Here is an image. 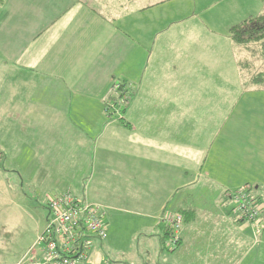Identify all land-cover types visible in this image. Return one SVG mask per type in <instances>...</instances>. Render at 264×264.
<instances>
[{"label": "crops", "instance_id": "crops-1", "mask_svg": "<svg viewBox=\"0 0 264 264\" xmlns=\"http://www.w3.org/2000/svg\"><path fill=\"white\" fill-rule=\"evenodd\" d=\"M235 4L0 0V167L13 168L26 197L24 181L44 200L69 192L103 208L110 224L94 264L106 263L97 247L111 245L112 264L263 262L264 202L257 231L224 210V194L245 183L227 167L245 142L253 158L264 152V130L228 129L255 89L245 93L228 36ZM216 9L223 16L208 15ZM115 82L134 91L123 114L108 108ZM188 209L168 252L165 218ZM33 234L0 236L11 248L4 264H44L41 249L26 262Z\"/></svg>", "mask_w": 264, "mask_h": 264}, {"label": "rangeland", "instance_id": "rangeland-1", "mask_svg": "<svg viewBox=\"0 0 264 264\" xmlns=\"http://www.w3.org/2000/svg\"><path fill=\"white\" fill-rule=\"evenodd\" d=\"M159 1H165V0H159ZM212 1V0H211ZM211 11L210 14H216L223 16V12H219V9H216V12L213 13ZM260 14H264V6L261 0H236V4L231 12H227L226 17L228 19L237 17V22H241L242 20L248 18V17H255ZM238 15V16H237ZM253 49H256L253 44L248 45V51L244 49H237L238 54L236 53L235 58L237 60L239 59H246L250 60V56L252 55L251 52ZM254 52V50H253ZM254 67L248 71V72H242L239 74L240 79H242V75H244L245 80L250 79L251 75L258 74V73H264V59L259 57V53L255 52L253 53L252 58ZM225 80L231 81L230 77V69L228 68V71H226ZM115 84L112 85L110 90L117 86ZM248 88H245V93H247L249 90L253 91L248 92L246 95L244 94L241 102L238 104L239 107L235 109L236 113L234 112L235 116L238 115L243 117L245 120H240L239 124H235V128L230 129L229 123H228V129L229 130H264V83L259 85H247ZM252 87V88H251ZM118 95V94H117ZM117 95H113L116 97ZM241 107V108H240ZM239 108V109H238ZM120 111V110H119ZM122 118V117H119ZM118 118V119H119ZM242 119V118H241ZM244 122V123H243ZM264 138V137H263ZM245 151L242 153V159L240 160V164L238 166H235V168L227 167V169L234 174H237V177L239 179L244 180L245 183L241 185L234 184V188H231L230 192H235L240 189H245L246 192L254 198V195L261 193L263 199L258 203V205H263L264 202V152L262 150L261 156L259 153L256 154V156L253 158L252 153L253 150L251 149L252 145L246 143ZM264 145V142L263 144ZM0 165L1 162H0ZM13 168H2L0 167V172L5 174L6 179H3L2 185L4 188L5 193H7V199L0 198V229L3 227L2 231L0 230V236L7 235L8 239L15 240H28L29 232L33 234V232H37L35 242L29 247L30 251H34V253H27L26 255L29 256L26 260V262L29 261V258L31 259L34 257L33 254H40V249L42 248L41 245H37L36 242L39 238V236L44 232V230L47 227V220H48V208H47V199H43V197H37V194L34 192L33 187L34 184H29L28 182L23 183V192L29 197H26L23 195L22 192L19 191V185L20 182H18L16 175L13 172ZM13 185H16L15 188H13ZM60 192H57V194ZM19 194L21 196H19ZM42 196V195H41ZM262 207V206H261ZM235 206L233 203L229 202L225 206L224 210L225 212H229L232 215L237 216V212L235 211ZM260 208V207H259ZM262 211L260 212L259 219L263 218ZM235 216V217H236ZM104 221L106 223V230L108 225L110 224L108 221L107 216H105ZM243 224H249L254 226L255 223L249 222V221H242ZM261 223L260 229L262 228ZM256 233V232H255ZM111 238H110V245L112 244V229H111ZM106 239V238H105ZM104 239V240H105ZM104 240L102 241H95L94 245L98 243L103 244ZM106 243V242H105ZM7 246H1V252L2 250L5 252L8 249H11L8 244H5ZM96 246V245H95ZM168 249V252L172 250L174 247H172L170 241L166 242L165 245ZM20 247V246H19ZM99 248V256L105 258L106 263L104 264H112V245L111 247L102 246L97 247ZM92 249H95L92 248ZM96 250V249H95ZM0 254L3 255V252ZM43 254V253H42ZM43 257V255H42ZM13 257L7 258V260L12 259ZM95 258H97L95 256ZM264 258V256H263ZM5 257L0 256V264H4ZM44 260V257H43ZM263 262L260 263L264 264V259L261 258ZM256 264L258 263V260L255 261Z\"/></svg>", "mask_w": 264, "mask_h": 264}, {"label": "built area", "instance_id": "built-area-1", "mask_svg": "<svg viewBox=\"0 0 264 264\" xmlns=\"http://www.w3.org/2000/svg\"><path fill=\"white\" fill-rule=\"evenodd\" d=\"M110 93L112 96L117 95V86L112 88ZM124 100L120 105L126 104ZM108 108L113 112L116 107L112 102L108 104ZM224 198L234 204L240 220L255 223L256 231L260 230L261 206L245 189L227 192ZM47 208V227L36 242L42 246L44 264H94L89 253L94 242L104 240L107 235L103 208L87 200L78 199L69 192L49 196ZM165 220L170 234L168 242L175 247L179 241L183 217L175 214Z\"/></svg>", "mask_w": 264, "mask_h": 264}, {"label": "trees", "instance_id": "trees-1", "mask_svg": "<svg viewBox=\"0 0 264 264\" xmlns=\"http://www.w3.org/2000/svg\"><path fill=\"white\" fill-rule=\"evenodd\" d=\"M261 1L264 6V0H261ZM228 36L237 49H244L248 51V45H251V44H253L254 47H256V49H253L254 52L252 50L251 52L252 55H249L250 60L239 59L237 61L238 70L240 74L245 71L248 72L254 67L253 59H251L253 56V53L255 54V52H258L259 57L264 59V14H260L255 17L250 16L242 20L241 22L232 25L228 29ZM237 54H238V51H237ZM242 78L244 80V86L259 85V84L264 83V73H261V72L258 74L256 73L254 75H251L250 79L247 80V82L245 80L244 75H242ZM117 88H118V95L116 97L114 96L111 97L109 101H110V104H112L113 102L116 108H120V112L121 114H123L128 103L131 101L134 95V91L132 90V88L126 87V85L124 84H117ZM123 99H125L124 101L126 102L124 106L120 105ZM109 117H113L112 112L109 114ZM119 120L123 122V118H119ZM225 194H224V197H225ZM179 214L182 215L184 223L189 222L193 217V211L191 209L183 210ZM169 235H170L169 229H167V233H166L167 240H168ZM163 244H164V248L168 249L165 246L166 242H164Z\"/></svg>", "mask_w": 264, "mask_h": 264}]
</instances>
